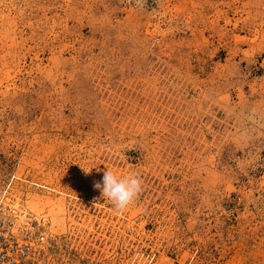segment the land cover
I'll return each instance as SVG.
<instances>
[{
	"label": "rangeland",
	"instance_id": "obj_1",
	"mask_svg": "<svg viewBox=\"0 0 264 264\" xmlns=\"http://www.w3.org/2000/svg\"><path fill=\"white\" fill-rule=\"evenodd\" d=\"M3 192L46 264H264V0H0Z\"/></svg>",
	"mask_w": 264,
	"mask_h": 264
},
{
	"label": "built area",
	"instance_id": "obj_2",
	"mask_svg": "<svg viewBox=\"0 0 264 264\" xmlns=\"http://www.w3.org/2000/svg\"><path fill=\"white\" fill-rule=\"evenodd\" d=\"M4 192L0 194V264H46L44 235L30 220H18Z\"/></svg>",
	"mask_w": 264,
	"mask_h": 264
},
{
	"label": "clouds",
	"instance_id": "obj_3",
	"mask_svg": "<svg viewBox=\"0 0 264 264\" xmlns=\"http://www.w3.org/2000/svg\"><path fill=\"white\" fill-rule=\"evenodd\" d=\"M84 174H90L91 168H83ZM93 187L100 191L101 197L118 212H123L132 205L142 192V179L138 172L117 175L115 172L104 171L101 181H95Z\"/></svg>",
	"mask_w": 264,
	"mask_h": 264
},
{
	"label": "bare ground",
	"instance_id": "obj_4",
	"mask_svg": "<svg viewBox=\"0 0 264 264\" xmlns=\"http://www.w3.org/2000/svg\"><path fill=\"white\" fill-rule=\"evenodd\" d=\"M7 199H8V197L6 198V201H9V199H8V200H7ZM11 204H12V203H11ZM12 206L15 208L16 205L14 206V205L12 204ZM16 207H17V206H16ZM16 211H17V210H16V208H15V214H16V217L18 218V217L21 216L22 212H18V211L16 212Z\"/></svg>",
	"mask_w": 264,
	"mask_h": 264
}]
</instances>
